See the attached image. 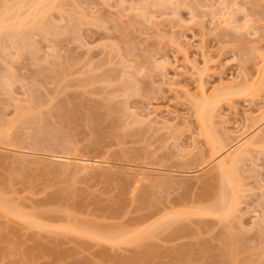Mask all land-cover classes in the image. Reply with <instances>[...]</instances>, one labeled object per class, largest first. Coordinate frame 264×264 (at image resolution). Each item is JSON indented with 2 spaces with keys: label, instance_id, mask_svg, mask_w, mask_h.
<instances>
[{
  "label": "rangeland",
  "instance_id": "374dc122",
  "mask_svg": "<svg viewBox=\"0 0 264 264\" xmlns=\"http://www.w3.org/2000/svg\"><path fill=\"white\" fill-rule=\"evenodd\" d=\"M45 1L32 17L31 0H0V18L10 6L34 19L0 31V200L33 217L0 212V264H264L263 139L234 168V215L194 213L185 233L135 237L161 218L138 220L151 210L207 206L194 199L243 129L264 138V0ZM227 86L238 93L218 98ZM204 98L224 147L214 157ZM57 155L104 167L64 169ZM74 224L130 232L112 242Z\"/></svg>",
  "mask_w": 264,
  "mask_h": 264
},
{
  "label": "bare ground",
  "instance_id": "6f19581e",
  "mask_svg": "<svg viewBox=\"0 0 264 264\" xmlns=\"http://www.w3.org/2000/svg\"><path fill=\"white\" fill-rule=\"evenodd\" d=\"M32 2L30 3V4H32V5H34L33 3H34V1L33 0H31ZM36 2L35 3H37V4H35L33 7H30V5H29V2H28V7L30 8V9H32V11L30 12V14H32V17H34V15H36L37 13H39L40 12V14L42 15V13H44L43 12V8H42V11H40V8H39V6H38V4H41V2L43 1V0H40V1H38V0H35ZM50 1V0H49ZM39 2V3H38ZM45 3L47 4V5H50V3H47V0L42 4V5H44L45 6ZM41 5V6H42ZM6 6V5H5ZM8 7H10V6H6V9L7 10H9V11H7L9 14H8V16L6 15L5 17H1L0 18V31L2 32V30L3 29H6V28H11V30L10 29H8V30H10L12 33H15V34H19L21 31H20V27H22V29L25 27V26H29L28 28H31V25H33V18H31V17H28V19L26 18V16L25 15H23L24 16V18H22V17H20V16H22V15H20V13L18 14L17 13V11H16V13L15 14H13V11L14 10H20V9H11V8H8ZM12 7V6H11ZM14 7H15V5H14ZM14 7H12V8H14ZM23 8H24V6H22ZM47 7H49V6H47ZM18 8H20V7H18ZM10 10H12V12L10 11ZM22 11V10H21ZM28 11V10H27ZM20 12V11H19ZM42 12V13H41ZM10 14H13V16H10ZM30 14H27V16L28 15H30ZM39 14V15H40ZM45 15V14H44ZM44 15H43V17H44ZM38 16V15H37ZM19 17H20V19H19ZM42 18V17H41ZM17 19V20H16ZM13 20V22H11ZM29 20V21H28ZM42 20V19H41ZM228 21H229V19H227ZM226 21H224L223 23H225ZM39 23V22H38ZM229 23V22H228ZM25 24H27V25H25ZM29 24H31V25H29ZM35 24V23H34ZM14 26V27H13ZM37 26H39V25H37ZM45 26V25H44ZM27 28V27H26ZM47 29V28H46ZM24 31V30H23ZM24 33H25V31H24ZM21 43V42H20ZM27 43V42H26ZM228 87V86H227ZM226 87V89H228V88H230V90H232V87H228L227 88ZM234 89V88H233ZM224 90V89H223ZM230 90H228L229 92H227V91H224V92H221L222 94H218V98H220V99H223L225 96H222V97H219L220 95H226V94H228V95H230V94H235V93H238L237 91H239V90H232V91H230ZM241 91V90H240ZM241 93H242V91H241ZM231 96V95H230ZM216 98V97H215ZM203 100V102H200V104H199V106H198V113H199V119H200V122H201V126H202V128H204V132H203V134L204 135H206L207 136V138H210V140H208L210 143H211V146H212V148H211V146H210V148L212 149L211 151H212V155L211 156H213L214 157V154H217V153H219L224 147L222 146V144H221V142L219 143L217 140L218 139H216V138H214L213 136V133L211 134L210 133V130L209 129H211L209 126H208V123H209V119H210V121H212V119L211 118H213V117H211L212 115H210V113L211 114H213L214 113V111H213V109H211V108H214V107H211L210 106V104L211 103H214L216 100H218L217 98H216V100L215 99H202ZM210 100H213V101H210ZM214 104H216V103H214ZM214 104H212V105H214ZM215 106V105H214ZM210 111H213V112H210ZM59 114V113H58ZM209 117H211V118H209ZM254 117V116H253ZM257 119H255V121L253 120V124H252V126H255V124H258V123H260V121L261 120H263V117H261L260 119H258V117H256ZM252 119H254V118H251V121H252ZM259 120V121H258ZM263 122V121H262ZM251 126V127H252ZM249 127V126H248ZM250 127V128H251ZM244 128H246V127H244ZM253 128V127H252ZM249 129V128H248ZM248 129H243V131L239 134V139L237 138V142L236 143H234L233 145H231V146H229V148H227V151H228V153H227V155H225V156H223L220 160H218L217 161V164H216V169H215V172L216 173H213L211 176V178L209 179H207V185H206V187L204 188V190L202 191V192H200V193H197V197H196V199H194V201H197V202H205L206 203V201L205 200H207V199H210V198H212V200H211V202H210V200H207V202H210L209 204H207V206H205V207H199V206H196L197 208H200V209H198V210H189V211H178L177 209H176V207H175V209L177 210H175L174 208H173V205L174 204H176V203H178V202H180L179 201V199H177V200H175L172 204V206H170L169 204V206L168 205H165V207L166 206H168V207H166V208H168V209H171L170 210V212H168L169 210L168 209H166L167 210V212H165V208L163 207H160L159 209L157 208V209H154V210H151V211H149V212H147V213H145V214H143V215H141L139 218H138V220L140 221V222H142V221H148V219H152L153 217H155V216H157V214H159V213H161V215L159 214V217L161 216V218H158V219H156V221L155 222H150V223H148V225H146V227H144V228H142L143 230H140V232L139 233H136V236L135 237H137L138 239H141V238H144L145 239V237H147V236H150V237H152V235H153V237H154V235H155V231H157L158 232V229L160 230V228H161V231H162V228L163 229H166V231H167V229H169L170 231H171V233L172 234H182V233H185L186 231H187V225H183L182 223L180 224V220H181V218L182 219H184L183 217H186L187 215H190V214H194V213H200V215L201 214H205V215H211V214H213V215H220V216H222L223 218H225L226 216H227V218H228V216L229 215H234L233 213H236V212H234V211H237V209H234V208H236L235 206H237L236 204H238L237 202V200L239 199L238 198V184H241V183H239L240 182V180L237 182V178H236V176L237 175H235L233 172H235L234 171V168H235V166L237 165V163L247 154L248 155V153H249V151H250V149H251V147L253 146V145H255L254 147H256V145L258 144L257 142L258 141H260L261 139H263L264 140V138H263V136H262V134L261 135H259L258 137H256V134L254 133V136H252L251 137V135L249 136V137H247V135H246V133L248 132ZM242 130V129H241ZM250 130V129H249ZM240 131V130H239ZM238 131V132H239ZM264 130H262V132H263ZM257 133V132H256ZM253 135V134H252ZM209 136V137H208ZM247 137V138H246ZM220 141V140H219ZM263 144V143H262ZM2 146V145H1ZM258 146H260V144L258 145ZM258 148V147H257ZM1 149V148H0ZM61 154V153H60ZM250 155V154H249ZM46 158H48V157H46ZM50 158H52V157H50ZM49 159V158H48ZM53 159H55V160H57V161H60L61 162V164H59V166H61V168H63V166L65 167L64 169H69V168H71V167H74L77 171H79V170H81L83 173L85 172V171H87V170H91V171H89V172H92L93 170L95 171V170H97V169H99V167H104V165H102V164H104V162L102 161V160H99V159H97V158H89L88 156H86V157H83V156H81L80 155V157H74V156H67V155H57V156H53ZM47 160V159H46ZM51 160V159H50ZM54 160V161H55ZM242 161V160H241ZM43 162H45V161H43ZM49 162V164L48 165H50V164H52V162L50 163V161H48ZM55 164H58V163H55ZM54 164V165H55ZM46 165V164H45ZM47 167H49V166H47ZM56 167V166H55ZM239 167V166H238ZM107 168V167H106ZM108 169V168H107ZM144 169V168H143ZM61 170V169H60ZM100 170V169H99ZM99 170H97V171H99ZM238 170V169H237ZM101 171H103V170H101ZM141 171V170H140ZM80 173V172H79ZM140 173V172H139ZM141 173H143V172H141ZM144 176H146V175H144ZM186 182V181H185ZM242 187H243V185H241ZM239 190L241 191V189L239 188ZM239 195H241V194H239ZM185 199V198H184ZM181 200V199H180ZM187 200V199H186ZM192 200V202H194L193 201V199H191ZM181 202H183V201H181ZM189 201H187V203H188ZM185 203V202H184ZM204 203V204H205ZM239 203H240V201H239ZM183 204V203H182ZM192 204H195V203H191V205ZM9 205H11V204H9ZM176 205H179V204H176ZM190 204H189V206H191ZM12 206V205H11ZM189 206H187V207H189ZM171 207V208H170ZM182 207H184V206H182ZM193 208H195L194 206H192ZM191 207V208H192ZM10 207L8 206V203H7V201H1L0 200V212L2 213L1 215H3V216H10L11 215V213L15 210L14 208H11V209H13V211L12 210H10L9 209ZM183 209V208H182ZM187 209V208H186ZM173 210H175V211H173ZM16 211V210H15ZM163 211V212H162ZM173 211V212H172ZM18 213V214H17ZM16 214H14V213H12V214H14L16 217H18L19 216V212H17ZM163 213V214H162ZM9 214V215H8ZM21 215H22V212L20 213ZM29 216V215H26L25 214V217H24V215H22V216H20V217H22L21 219L23 220V218H26V220H29V218H27V217ZM20 217H18L19 219H20ZM29 217H32V216H29ZM230 217V216H229ZM187 218V217H186ZM190 218V217H189ZM222 218V220H224ZM221 219V218H220ZM25 220V219H24ZM25 220V221H26ZM30 220H33V217L32 218H30ZM226 220V219H225ZM26 222H28L29 224H36V221H33V222H31V221H26ZM71 223V222H70ZM81 224V223H80ZM91 224V223H90ZM89 224V225H90ZM75 226H71L70 227V225H68V228H69V230L70 229H72V228H74V227H76L77 228V231L79 232V233H81V234H83V235H85V234H88L89 236H93V235H95V234H92L91 235V233H93L92 232V230L91 229H89V231L90 232H86L85 231V229L87 228H85L84 226H86L87 225V223H84V224H81V225H84L83 227H77V225L76 224H74ZM90 226H92V225H90ZM84 228V229H83ZM94 228V227H93ZM124 229V228H123ZM74 231H75V228H74ZM120 231H121V229H120ZM124 231H126V232H128V234H129V230L128 229H124ZM95 232V231H94ZM119 232V231H118ZM123 232V231H122ZM126 232H124V233H121V235H114V234H109V236L108 235H101V233H100V231H98V232H96L97 233V235H95V236H98L97 238H102V239H107V240H109V241H115V240H117V239H121V238H124L125 237V234H126ZM90 233V234H89ZM238 233V232H237ZM80 234V235H81ZM99 234V235H98ZM107 234V233H106ZM119 234V233H118ZM127 234V235H128ZM94 236V237H95ZM129 237V236H128ZM127 236H126V238H128ZM134 237V240H128V239H126L125 238V242L128 240L129 242L130 241H135V240H137V238H135ZM239 238H242V236L241 237H239ZM244 238V237H243ZM130 239V238H129ZM236 239H238V238H236ZM138 241V240H137ZM241 241H243L242 239H241ZM119 242V241H118ZM122 242V241H121ZM244 242V241H243ZM243 244V243H242ZM148 247V246H147ZM241 247V246H240ZM148 248H150V247H148ZM230 248V247H229ZM237 248V247H236ZM143 250H145V248L143 249ZM148 250V249H147ZM146 250V252H148ZM224 251H226V250H224ZM146 252L145 253H142V252H139V254L138 253H136V255H135V259H137V258H139V260L141 261V258L143 259V257L144 256H142L141 258H140V256H141V254H143V255H146ZM141 253V254H140ZM234 253V252H233ZM224 256V255H223ZM133 257V256H132ZM132 259V258H131ZM131 261V260H130ZM132 262V261H131ZM134 263H138V259H137V261H134Z\"/></svg>",
  "mask_w": 264,
  "mask_h": 264
}]
</instances>
